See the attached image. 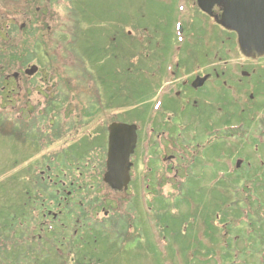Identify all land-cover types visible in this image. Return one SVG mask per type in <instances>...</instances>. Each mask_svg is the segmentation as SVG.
Here are the masks:
<instances>
[{
	"label": "rangeland",
	"instance_id": "374dc122",
	"mask_svg": "<svg viewBox=\"0 0 264 264\" xmlns=\"http://www.w3.org/2000/svg\"><path fill=\"white\" fill-rule=\"evenodd\" d=\"M4 1L7 3L0 2V14H8V19L12 22L16 20L15 23L18 25L25 24L27 21H31V24L35 23L31 25L37 30L35 38L40 39L41 43L44 41L43 48L48 50V55L45 53L48 58L41 59L40 68L45 69L44 73L47 76L45 75V82L37 79V86L45 93H48L46 87L55 89L60 86L69 93L74 83L68 79V69L73 67L74 61L69 56L63 55L60 50H54L57 43L52 41L51 33L65 34L70 24L74 31V49L86 53L92 60L98 59L97 61L100 60L97 56L100 54L104 36L110 33L119 36L116 32L133 36L134 38H127L124 41L120 39L127 45V42L131 40L128 50H125L127 45L124 47V55L133 57L135 42L134 45L138 50L147 51L148 60L139 56L138 66L143 73L138 75L132 71L128 59L125 58L123 71L126 73V79L123 80L122 90L117 88V77L113 71L115 63L112 65V60L105 57L104 65L98 64L94 67L98 79L103 78V97L106 103L113 101L117 93H122V98L119 100L117 97L110 105L115 106L122 101L124 110L132 111L134 107L128 118L139 119L142 125L145 119L147 121L150 119L147 113L151 107L146 104L147 101L152 103L156 89L164 82L165 71H160L164 70L163 65L170 63V67L177 75L197 69L206 72L217 69L223 72V79L214 83L213 87H210L212 85L210 84L197 93L190 89L188 96L180 99L178 110L172 117V124L166 126L168 131L174 132L176 138L182 136L185 141L188 139L187 143L190 146L187 150L182 149L181 143L177 144V147L182 149L181 152H185L182 156L188 157L189 151H194L197 152L198 161H200L198 163L196 160L198 166H192L189 170L192 171L193 176L190 180L186 179L182 193L178 197H173L176 194L173 189L171 190L173 192L167 195L173 197L171 200L156 197L153 209H156L157 214L155 210L153 213L148 211L149 206L152 207V202L143 209L141 204L143 200L148 199L142 196L139 200L138 197L131 200L133 204H136L135 207H130L131 210L128 209L129 206H125L129 202L126 197L120 196L116 199L117 206L113 209L120 214L130 210L134 216L132 227L128 231L127 227H122V238L117 242L99 239L95 246H89L86 251L92 253L91 263H247L249 260L247 257L251 255L255 247L247 244V229L252 212L249 203L245 200L255 198L256 193L260 194L264 187V171L261 169V163L264 162V137L260 130L258 132L261 124L264 123V85L261 83L264 80L263 60L252 62L242 57L236 50L235 37L227 34L214 23H210L206 16L200 14L195 22L185 19L189 11L181 5V0H70L71 3L69 0H60L59 6L48 4L50 3L48 0L43 1V4L41 0H31L25 13L21 12L18 6L21 2L24 6L22 0ZM11 6H17V8H10ZM180 8L186 13L180 11ZM35 9L38 12H35ZM68 17L71 22L68 21ZM5 21V18L0 16V22ZM131 26L134 29L133 35ZM4 30L3 24H0V34L5 35ZM41 35L43 38L40 37ZM66 36L69 37V34ZM63 40L64 37H62ZM30 42L29 40L28 44H24L26 42L23 37L19 43H23L27 48ZM150 54L154 56L149 57ZM74 68L79 70L80 63L78 62ZM241 68H249L248 74L254 73L249 84L255 95L252 96L254 99L249 100L250 94L240 96L241 90L229 85H238L239 82L229 78L227 83L223 81L227 77L238 76L239 78ZM13 69L11 68L9 73ZM144 69L149 70L148 76ZM69 82L72 83L70 86ZM94 83L96 86L101 85ZM82 84L81 89L75 91L77 96L81 91H85L87 84L84 80ZM228 87H232V90ZM33 93L34 95L29 93L28 105L37 108L38 105L30 104L33 96H35L36 104L38 102L37 93L35 91ZM141 106L148 107L144 110ZM81 107L79 105L75 108L76 113L80 112ZM72 108L73 105L70 109L73 112ZM1 115L5 120V128L0 129V235L24 220L23 210L17 202L22 196L19 194L15 197L14 185L5 181L12 177H20L23 170L20 162V145L12 138L6 137L9 114L4 110ZM155 121L158 128L162 129L161 123L158 122L159 118L156 117ZM2 123L0 120V124ZM250 124L251 129L247 131L245 128ZM94 128L99 130V127ZM143 128L142 149L147 142L148 126L144 125ZM150 140L151 138L149 142ZM102 144L103 140L100 136L92 141L81 139L72 149L75 150L78 147L87 149L88 146ZM241 144H244L242 145L244 147L239 146ZM249 144V147L245 146ZM244 151H247L249 157L246 158L243 155ZM239 156L245 163L250 161L253 165H246L243 162V168L241 165L239 172H233V166L240 159ZM16 157L19 162L13 164L10 169L9 166ZM195 178H200L199 182H196ZM248 178L252 179L244 182ZM238 179L241 181L239 182ZM137 180L138 191L146 193L143 191L145 188L142 186V181L138 178ZM166 188L167 186H161L160 190L168 192ZM12 203L13 209L10 208ZM155 215L158 216L156 219ZM255 225L257 229H260V222H256ZM16 230L14 232H21L19 228ZM10 234L8 243L1 244L0 248L5 247L7 250L0 249L2 251L0 264H5L6 259L13 264H58L57 260L50 256L35 262L36 259L33 256L26 258L25 255H17L19 251L16 249L23 243V233L12 238ZM53 251L57 253L61 262L68 263L71 260L67 259L66 251ZM15 255L19 258L17 259ZM253 258L258 256H252L250 261ZM252 264L258 263L254 261Z\"/></svg>",
	"mask_w": 264,
	"mask_h": 264
},
{
	"label": "flooded vegetation",
	"instance_id": "af4514ba",
	"mask_svg": "<svg viewBox=\"0 0 264 264\" xmlns=\"http://www.w3.org/2000/svg\"><path fill=\"white\" fill-rule=\"evenodd\" d=\"M183 3L189 8L187 10L189 13H186L185 19L195 22V20L199 17L200 14H205L198 8L197 0H182ZM205 5V3L203 4ZM222 4L219 0H215V3L211 7L212 16L209 17L206 15V18L210 21V23L217 22L222 15ZM191 35V34H190ZM43 38V35L42 37ZM123 40V38H121ZM114 41V38L111 39ZM117 47H113L110 51L113 52L117 57V62H121V58L124 55V43L121 44L120 38L118 39ZM43 50H39L42 52ZM109 51V50H108ZM108 51L105 53L107 54ZM120 65H117V73H118V88L122 90L123 86V74L120 70ZM161 72L165 71L160 70ZM204 76H208V80L206 83L199 89H195L192 87V83L197 78H202ZM220 78L219 72L216 69L206 74L204 70L197 69L192 70L190 72H185L177 75L175 71L171 70L168 74L164 73V82L161 84L159 89H156L154 99L159 98L163 103L161 108L156 112H151L148 114L150 119L147 121L145 119V123L142 125L139 119L130 120L128 118V112H122L123 103L119 101V105H117V109L120 111H114L112 109H104L100 113H97L95 117L93 114H87L85 118L79 119L81 122H77V116L79 113L73 112L68 115V121L70 122H59L58 120H66V114H57L56 118L49 119L48 122H45L43 116L41 118L36 119V125L34 128H31L32 132H36L42 134L46 137L45 142L54 143V138L58 137L57 144H65L68 143L65 148L59 149L58 154H54L51 161H56V158L60 157V161L57 162L65 164L70 169V175H64V178L69 183L71 187V192H67L68 197L76 196L77 189L81 190L83 185L89 184V186L99 185L102 180L103 170L105 168L107 154H108V146H109V126L113 123H126L129 125H134L136 128L134 129L136 134V147L132 156L130 157V162L132 164L131 168H145V172L143 174L148 173V176L151 179H160V182H163V177L167 180L170 178V175L173 174L174 179H178L181 184L185 182V178L187 177V171L189 169L188 161L189 157H183L181 150H187V145L184 137L176 138L174 132H170L166 129L167 124H172V117L175 116V111L178 110V104L181 98H185L189 94V90L192 89L193 92H201L205 89V86L209 84L210 80H213L212 84L216 83V80ZM163 85L166 87V91L161 94L163 90ZM15 90L10 88L8 91L7 101L12 103L13 100L23 103V111L27 110V105L29 98L21 97L16 98L13 96ZM122 98V93H118V99ZM203 98V95H202ZM45 100V99H43ZM168 103V104H166ZM112 110V111H110ZM215 111V110H214ZM139 115V113H138ZM152 115V116H151ZM26 117V116H25ZM153 117V118H152ZM159 118L161 123V128H158V124L155 121V118ZM94 118V119H93ZM154 119V122H153ZM26 121V131L29 130V123ZM151 128L146 132L147 142L145 143L144 149H142V136L144 125L149 126ZM65 125L67 128H61L60 125ZM99 127V130L94 127ZM153 127V128H152ZM177 130V129H176ZM176 132V131H175ZM149 133L154 136L153 140L149 142ZM101 137L103 140V144L101 146H88L87 149H82L78 147L77 149H72L74 145H78L81 139H86L87 141H92L97 137ZM182 138V140H181ZM146 141V139H145ZM182 144V149L177 147V144ZM75 148V147H73ZM96 151L98 153L97 156H92L91 153ZM47 156V155H46ZM264 167V162H262ZM43 181L44 178H41ZM168 181V180H167ZM165 181V182H167ZM52 182V181H49ZM178 182V183H179ZM56 184V183H55ZM104 195H108V188L104 187ZM74 189V190H72ZM87 200V198H86ZM94 199L90 197V202ZM104 203L106 199H103ZM65 204H67V198L64 199ZM74 206L75 204L71 202ZM83 203L80 202L79 205ZM62 203H59L61 206ZM106 214V212H105ZM106 217V215H105ZM258 222V221H257ZM260 225L263 227L262 222ZM259 226V225H257ZM264 242V240H263ZM261 260H264L262 258ZM261 264H264L262 262Z\"/></svg>",
	"mask_w": 264,
	"mask_h": 264
},
{
	"label": "water",
	"instance_id": "95a60500",
	"mask_svg": "<svg viewBox=\"0 0 264 264\" xmlns=\"http://www.w3.org/2000/svg\"><path fill=\"white\" fill-rule=\"evenodd\" d=\"M207 0H199L207 11ZM224 6L220 24L237 34L238 47L245 57L258 59L264 56V0H219ZM215 3L213 0L212 4ZM210 4V3H209ZM210 8V6H209ZM32 69L29 74H32ZM201 83L197 84L200 86ZM105 182L113 189L127 187L130 169L129 157L135 147L134 127L112 125Z\"/></svg>",
	"mask_w": 264,
	"mask_h": 264
},
{
	"label": "trees",
	"instance_id": "16d2710c",
	"mask_svg": "<svg viewBox=\"0 0 264 264\" xmlns=\"http://www.w3.org/2000/svg\"><path fill=\"white\" fill-rule=\"evenodd\" d=\"M35 24V23H32ZM31 22L28 21V24L26 25V28L22 31V34L25 35L27 33L30 32H36L37 30L34 29L31 25ZM9 42V39L6 40V38L3 35H0V97L1 98H7L8 96L6 94H8L7 90H10L7 88L6 90V81L5 78L3 77V75H5V71L8 68H16V66L18 65L20 66H24L26 65L29 61H28V57H26L23 53L20 52V46H16V42H9V45H11L10 49H7L6 43ZM122 231H119L118 229L115 231V235H117L118 239L120 240L121 237V233ZM260 232L264 234V228H254L253 230V237L258 239L261 238L262 236H260ZM120 233V234H119ZM262 234V235H263ZM264 236V235H263ZM252 238V236H251ZM263 238H261L260 240H262ZM76 264H85L84 260L80 261L78 260L76 262Z\"/></svg>",
	"mask_w": 264,
	"mask_h": 264
}]
</instances>
